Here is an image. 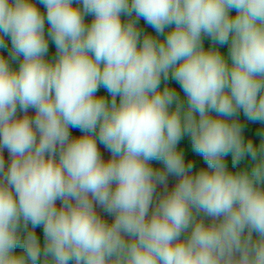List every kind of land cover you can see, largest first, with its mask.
I'll return each mask as SVG.
<instances>
[{
  "label": "clouds",
  "instance_id": "obj_1",
  "mask_svg": "<svg viewBox=\"0 0 264 264\" xmlns=\"http://www.w3.org/2000/svg\"><path fill=\"white\" fill-rule=\"evenodd\" d=\"M140 18L164 38H141ZM5 37L22 61L0 55V264H264V142L231 119L264 122V0H0ZM170 75L186 108L161 88ZM184 134L207 168L185 162ZM229 153L253 166L229 170ZM167 174L179 180L149 215Z\"/></svg>",
  "mask_w": 264,
  "mask_h": 264
},
{
  "label": "rangeland",
  "instance_id": "obj_2",
  "mask_svg": "<svg viewBox=\"0 0 264 264\" xmlns=\"http://www.w3.org/2000/svg\"><path fill=\"white\" fill-rule=\"evenodd\" d=\"M37 6L40 8L41 12L45 13V15H46V9L44 8V6L42 4H39V3L37 4ZM232 14L233 15L235 14V10H233ZM128 19L129 18L126 15H122V21L126 22ZM49 27L50 26L47 24V21H46L45 22V35H46V37H47V32L49 30ZM168 30L169 29H166V31H168ZM47 38H48L49 48H48V52H47L45 58L52 60L56 56V47H55V44L52 41V39L50 37H47ZM202 40H203V45H204L205 49H208L209 44L206 40V37L203 36ZM4 41H5V46L3 48H0V55H3L5 58H7L10 62V65L13 68H18L19 63L22 61V57H16L15 59H13V50H12L10 37H5ZM165 86H168L177 92L178 96L180 97V100L183 102L184 107L186 108L187 107V98H186L185 94L183 93V90L181 89L179 83L177 81H175L174 79H172L171 75L169 76V79L167 81H164L163 78L161 79V88H163ZM97 95L107 97L109 100L111 99L110 93H108V91L103 87L99 88ZM173 107H174V105H173ZM213 115H215V114L213 113ZM231 119H235L237 122H239L242 125V135H243L245 142H247L248 140H251L257 147L262 142H264V122L249 120L244 115L242 110H240L237 113V115ZM81 135H83V133L80 129H78V128H71L70 129V137L71 138H77ZM97 143H99V141H97ZM177 148H178V150H181L184 153V155L187 153L200 155L199 153H197L193 150L192 141H191V137L189 134H184L182 136V138L180 139V141L177 144ZM200 156H202V155H200ZM225 162H226L229 170H231L233 172L244 170V169L250 170L251 167L253 166V163H254L252 161L251 157L249 155H246L244 158L241 159V161L239 163L233 164L231 153H229L225 157ZM151 164L155 168L164 169V167H165L163 162L159 161V160H153V161H151ZM196 169H199V168H196ZM103 219H105L109 223H111L114 220V218H103ZM29 227H31V226L29 225ZM35 231H36L35 232L36 235L40 239L41 246L43 247L44 236H43L42 226H38L35 229ZM15 251L17 253H22L23 247L21 245H18L17 248L15 249Z\"/></svg>",
  "mask_w": 264,
  "mask_h": 264
},
{
  "label": "crops",
  "instance_id": "obj_3",
  "mask_svg": "<svg viewBox=\"0 0 264 264\" xmlns=\"http://www.w3.org/2000/svg\"><path fill=\"white\" fill-rule=\"evenodd\" d=\"M31 118L35 117V109L34 108H29L28 113H27ZM24 115L23 111L18 109L17 112V116L18 117H22ZM38 136V134H37ZM98 148L101 152L102 158L107 161L108 159L111 158V153L108 149L105 148V146L103 144L98 143ZM3 158L5 161V166L7 168V166L10 163V154L7 151V149L3 150ZM154 169L156 170H164V169H160V168H155L153 166ZM199 169H192V172L195 173L197 172ZM179 177L171 175V174H167L166 176V180L163 183H157L156 185V189L153 195V201H152V206L149 209V215L151 214L152 209L155 207V205L158 203L159 199L166 193L171 191L175 184L178 182ZM61 204V202L58 200L57 201V207H59ZM96 207V211L97 213L102 217V218H114V214H109L108 212H106L100 205L95 204L94 205ZM197 216V219L203 218L204 223L206 224H210L213 222L211 217H207L203 212L200 213H195ZM185 235H187V233H185ZM257 238V234L253 233V239Z\"/></svg>",
  "mask_w": 264,
  "mask_h": 264
},
{
  "label": "trees",
  "instance_id": "obj_4",
  "mask_svg": "<svg viewBox=\"0 0 264 264\" xmlns=\"http://www.w3.org/2000/svg\"><path fill=\"white\" fill-rule=\"evenodd\" d=\"M93 17L91 15H85V23L86 24H90L92 21ZM133 19H135V17L133 16ZM137 27L138 29L141 31V38H143L144 34H150L154 37H157L158 39H163V36H158V34L155 32V29H153L150 25H148L143 18H140L137 20ZM167 34V31L165 30V35ZM206 37V40L209 44V47H215L218 48L220 50V52L225 56L228 57L229 54V45L225 44V45H219V44H213L212 40L210 37L208 36H204ZM118 99V98H117ZM185 158V162L186 163H192L193 164V169L196 168H207V164L203 158V156L197 155V154H191V153H187L184 155ZM36 232V231H35Z\"/></svg>",
  "mask_w": 264,
  "mask_h": 264
}]
</instances>
